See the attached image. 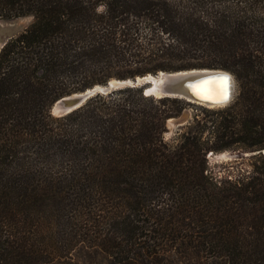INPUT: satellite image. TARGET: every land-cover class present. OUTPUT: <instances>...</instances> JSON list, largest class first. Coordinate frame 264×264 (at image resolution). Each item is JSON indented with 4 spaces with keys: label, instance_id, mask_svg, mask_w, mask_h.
Instances as JSON below:
<instances>
[{
    "label": "trees",
    "instance_id": "1",
    "mask_svg": "<svg viewBox=\"0 0 264 264\" xmlns=\"http://www.w3.org/2000/svg\"><path fill=\"white\" fill-rule=\"evenodd\" d=\"M25 15L0 48V264H264V157L236 180L206 159L264 150V0H0V19ZM192 68L229 71L235 94L174 143L180 99L139 87L49 112L111 76Z\"/></svg>",
    "mask_w": 264,
    "mask_h": 264
},
{
    "label": "water",
    "instance_id": "2",
    "mask_svg": "<svg viewBox=\"0 0 264 264\" xmlns=\"http://www.w3.org/2000/svg\"><path fill=\"white\" fill-rule=\"evenodd\" d=\"M19 26L20 24L17 22V20H0V48L7 42V40L14 36ZM217 71L225 70L208 68H192L172 72L160 70L155 74L147 73L145 75L136 76L134 78L111 79L105 84H95L81 91L73 92L56 99L52 103L49 112L53 116H62L76 109L81 104H83L88 98L97 93L106 94L109 93L111 90L119 89L122 87H139L141 88L142 93L145 96H153L155 98H179L193 103L185 97H179L185 94V91L182 89L183 84L186 82H193L209 76H213L215 73H217ZM225 76L230 77L231 83L229 84V87H231L232 91L230 92L231 94L229 96V100H231L234 94V80L230 73L225 74ZM153 86L156 87L159 93V97L154 96V94L152 93L150 94V92L148 93L149 89H151ZM223 103L226 105L228 103V99ZM186 118V112H183L178 118H169L170 120H166V128L171 129L174 126H182L185 123ZM254 151L255 153H263V150Z\"/></svg>",
    "mask_w": 264,
    "mask_h": 264
},
{
    "label": "rangeland",
    "instance_id": "3",
    "mask_svg": "<svg viewBox=\"0 0 264 264\" xmlns=\"http://www.w3.org/2000/svg\"><path fill=\"white\" fill-rule=\"evenodd\" d=\"M103 10H104V6L102 4L97 6L98 12H101ZM0 20L1 21L17 20L20 26L14 34L16 35L18 32H20L21 30H23L25 27H27L30 24V22L32 21V16L25 15V16L16 17V18L0 19ZM221 70H224V69H221ZM111 79H117V78H115L114 76H111L107 79V81ZM233 80H234V94H235L236 84H235L234 77H233ZM75 92H78V91H75ZM153 98L155 99V97ZM167 105L171 106L170 104H167ZM172 105L177 108L180 107V111L176 116H172L170 118H178L183 112L187 113V118H186L185 123L182 126H174L171 129H168L166 128V125H165V130L163 132V140L169 143H174L176 141L178 133L182 131V127L185 124H188L189 122H191L193 117L196 116L198 119L202 118L206 120H214L216 118L218 119L220 117L221 111L226 106L224 105L222 107H217V108H208V107L204 108L205 106H202L196 103H191L184 99L177 100V102ZM207 137L208 135H207V132L205 131L203 134V138L206 139ZM261 157H264V150H263V153H255V151L253 150L250 151L249 149H244L240 145H236V144H232L230 148L223 149L220 151H215V152L209 151L206 154L208 171L212 176H214L216 179H219V180L220 179L221 180L223 179L236 180V179L251 175V172L254 170L256 166H261L262 164L260 160Z\"/></svg>",
    "mask_w": 264,
    "mask_h": 264
},
{
    "label": "bare ground",
    "instance_id": "4",
    "mask_svg": "<svg viewBox=\"0 0 264 264\" xmlns=\"http://www.w3.org/2000/svg\"><path fill=\"white\" fill-rule=\"evenodd\" d=\"M229 74L227 71H217L213 76H209L197 81L186 82L183 84L182 89L185 91L184 95L179 97H185L193 103L208 107L217 108L222 107L228 99L230 102V92L232 91L229 84L231 83L230 77L225 76ZM227 77V79H223ZM158 96V91L155 86L149 89L148 93ZM170 120V119H169Z\"/></svg>",
    "mask_w": 264,
    "mask_h": 264
},
{
    "label": "snow or ice",
    "instance_id": "5",
    "mask_svg": "<svg viewBox=\"0 0 264 264\" xmlns=\"http://www.w3.org/2000/svg\"><path fill=\"white\" fill-rule=\"evenodd\" d=\"M223 79H225V80H226V79H227V77H224Z\"/></svg>",
    "mask_w": 264,
    "mask_h": 264
}]
</instances>
